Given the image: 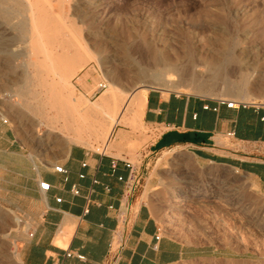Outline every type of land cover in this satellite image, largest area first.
<instances>
[{"label": "rangeland", "instance_id": "obj_1", "mask_svg": "<svg viewBox=\"0 0 264 264\" xmlns=\"http://www.w3.org/2000/svg\"><path fill=\"white\" fill-rule=\"evenodd\" d=\"M61 10L71 23L45 30L32 26L22 30L16 25L18 18L7 23L0 14V118L21 136L67 138L65 119L78 118L110 84L119 89L122 99L134 91L146 95L161 90L264 104V0H65ZM71 34L79 39L76 48L83 45L94 59L67 84L61 72L70 58L59 55L65 47L47 37L62 40ZM221 38L228 40L227 47L201 46V41ZM191 46L204 56L224 53L247 58L248 98L228 91L222 96V86L213 96L209 90L177 87V77L139 80L150 51L183 56ZM88 72L90 87L82 91L80 78ZM195 72L202 77L206 69L199 65ZM100 84L106 88L102 90ZM55 99L61 104L56 105ZM133 127L125 130L131 135L147 131L142 123ZM121 128L117 126L114 136ZM93 145V151H110H104L102 141ZM146 172L136 194L143 195L163 235L196 252L192 259L174 264H264V190L250 175L201 165L183 150L155 155ZM22 221L0 196V264H20L15 245L28 227Z\"/></svg>", "mask_w": 264, "mask_h": 264}, {"label": "crops", "instance_id": "obj_2", "mask_svg": "<svg viewBox=\"0 0 264 264\" xmlns=\"http://www.w3.org/2000/svg\"><path fill=\"white\" fill-rule=\"evenodd\" d=\"M88 80L80 81L82 91ZM221 100L151 90L139 120L147 132L131 135L125 128L133 124L120 125L103 146L109 153L68 136L26 138L0 118L1 200L28 226L15 245L20 264H174L195 257L190 247L163 235L136 191L155 155L180 150L201 165L250 175L264 190V104L229 109ZM136 174L141 180L131 191L128 182ZM43 182L49 191L41 189Z\"/></svg>", "mask_w": 264, "mask_h": 264}, {"label": "bare ground", "instance_id": "obj_3", "mask_svg": "<svg viewBox=\"0 0 264 264\" xmlns=\"http://www.w3.org/2000/svg\"><path fill=\"white\" fill-rule=\"evenodd\" d=\"M64 1H57L59 13L56 14L54 11L55 0H0V14L7 23H12L13 18H18L16 25L22 30L27 26H32L34 30H45L55 24L71 23L63 17L61 5ZM112 32L117 37L118 31L113 30ZM116 37H113L115 41L117 40ZM47 39L51 42L59 41L66 49L63 54L59 55L70 58L68 59V64L61 72L62 79L67 84H71L70 80L75 78L94 59L91 52L83 45H80V49L76 48L79 45V39L76 35L71 34L68 37L64 35L62 40L51 36L47 37ZM212 44H215L216 48L217 46L225 48L228 46V40L221 38L216 41H201L203 48ZM1 47L3 45L0 39ZM73 48L77 50L70 53V49ZM199 65L204 66L206 69V74L202 77L197 76L195 72V68ZM247 68H249L247 58L244 59L243 56L237 54L227 56L224 53L204 56L201 51L194 50L191 46L186 49L183 56L178 53L172 56L150 51L147 64L139 70V80L142 82L151 78L154 81H162L166 78L171 80L177 77L178 80L175 85L177 87L185 86L196 87L201 90L205 89L211 91L210 95L213 96L216 95L214 93L217 87L222 86V96H227L226 92L228 91L237 98L246 99L249 94L250 79ZM88 79H91V73L89 72L83 75L80 81ZM128 97L122 99L119 89L110 84L102 96L78 118L77 116L71 120L66 118L63 129L67 131L68 137L72 142L93 147L92 142L99 143L102 141L105 148H107L117 126L131 123L136 127L140 124L139 120L146 95L144 93H135L134 91ZM131 100L132 104L130 105ZM60 102L55 99L54 103L60 105ZM136 106L137 110H135Z\"/></svg>", "mask_w": 264, "mask_h": 264}, {"label": "built area", "instance_id": "obj_4", "mask_svg": "<svg viewBox=\"0 0 264 264\" xmlns=\"http://www.w3.org/2000/svg\"><path fill=\"white\" fill-rule=\"evenodd\" d=\"M100 88L102 90H104L106 88V86L104 84H100ZM220 103H221V105H225L229 109H237L238 107H240L242 105V103H238L237 101L226 100V99H222L220 101ZM206 109H208V107H206ZM127 167L130 168L131 170L133 169V166L130 163L127 164ZM113 168L114 169L117 168L115 163L113 164ZM55 170L57 172L61 173V174H66L67 173V171L64 168H62V167H56ZM81 178H84V175H81ZM140 180L141 179L136 174L135 177L133 178L132 182H128V189L132 191L134 189V187H135V184L139 183ZM94 182L98 183L97 181H94ZM40 186H41V189L44 190V191H49L50 188H51V185L49 183H45V182L41 183ZM73 193L75 195H80V191L77 188L73 189ZM57 201L61 202L62 199H57ZM85 213L86 214L89 213V207L88 206L85 209ZM160 238H161L160 236L157 237L158 240H160ZM68 256H71V255L69 254Z\"/></svg>", "mask_w": 264, "mask_h": 264}]
</instances>
